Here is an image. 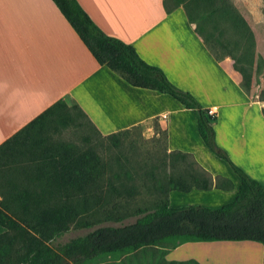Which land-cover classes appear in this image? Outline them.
Wrapping results in <instances>:
<instances>
[{
    "label": "crops",
    "instance_id": "crops-1",
    "mask_svg": "<svg viewBox=\"0 0 264 264\" xmlns=\"http://www.w3.org/2000/svg\"><path fill=\"white\" fill-rule=\"evenodd\" d=\"M75 1L104 34L133 47L142 61L215 115L216 144L264 185V146L258 144L264 138L263 109L240 88L226 60L209 51L183 8L167 13L162 0ZM57 100L78 106L102 137L155 121L165 132V154L179 152L213 181L231 185L227 190L170 191L169 208H218L235 197L237 177L205 149L191 110L168 95L131 87L99 66L51 0H0V143ZM185 167L177 162L174 172ZM151 248L164 262L264 264L263 246L247 240L171 241ZM136 259L126 263L143 264Z\"/></svg>",
    "mask_w": 264,
    "mask_h": 264
},
{
    "label": "trees",
    "instance_id": "trees-1",
    "mask_svg": "<svg viewBox=\"0 0 264 264\" xmlns=\"http://www.w3.org/2000/svg\"><path fill=\"white\" fill-rule=\"evenodd\" d=\"M196 1L211 3V0ZM51 2L99 66L131 87L168 95L184 109L191 110L203 146L228 167L239 184L235 197L218 208L198 205L169 208L170 191L227 190L231 185L220 178L213 181L193 167L192 162L187 163L185 155L164 151L160 163L164 176L152 182L155 198L148 207L135 211L133 222L101 226L52 246L98 202L103 221L121 223L129 215H120L125 204L116 200L133 195L131 189L122 187L118 181L120 170L106 176L107 165L87 138H84L85 148L53 139L62 129L81 127L78 119L91 126L78 106L57 100L0 143V227L4 229L0 234V264H88L96 258L130 255L171 241L247 240L264 248V185L236 166L216 144L215 115H208L191 94L172 85L160 69L142 61L133 47L104 34L75 0ZM162 6L167 13L177 7L186 12L183 0H162ZM222 15L233 29L244 26L229 9ZM189 22L193 24L190 17ZM232 69L239 74V86L246 93L245 70L238 65ZM126 131L104 137L95 133L115 145L117 136ZM177 162L186 165L179 174L174 172ZM154 264L196 263L156 261Z\"/></svg>",
    "mask_w": 264,
    "mask_h": 264
},
{
    "label": "rangeland",
    "instance_id": "rangeland-1",
    "mask_svg": "<svg viewBox=\"0 0 264 264\" xmlns=\"http://www.w3.org/2000/svg\"><path fill=\"white\" fill-rule=\"evenodd\" d=\"M183 4L206 47L215 58L219 61L226 60L224 63L231 68L238 65L245 70L248 77L246 93L261 105L264 112V0H211L209 5L196 0H183ZM225 9L233 12L243 21L244 26L233 29L222 15ZM235 74L240 80L239 74ZM78 120L82 123L81 127L62 129L53 139L85 148L87 144L84 138H87L90 146L107 165L106 176L120 170L118 181L122 187L131 189L133 195L130 198L118 199L116 203L125 204V210H121L120 215L129 216L121 223L105 222L99 212L98 202L91 206L88 214L77 219L69 231L53 242L52 246L82 236L101 226H118L133 222L135 211L148 207L155 198L152 182L163 177L165 172L163 165L160 166L165 151V140L155 121L137 125L123 132L117 136V143L113 145L111 141L99 137L85 121ZM260 143L264 146V138L258 142ZM151 174L154 178L150 177ZM114 184L118 187V182ZM152 249L144 248L131 255L114 257L116 261L119 260V264H127L129 258L136 257L143 259V264H154L159 260V253L153 252ZM111 257L96 258L88 264H113Z\"/></svg>",
    "mask_w": 264,
    "mask_h": 264
},
{
    "label": "built area",
    "instance_id": "built-area-1",
    "mask_svg": "<svg viewBox=\"0 0 264 264\" xmlns=\"http://www.w3.org/2000/svg\"><path fill=\"white\" fill-rule=\"evenodd\" d=\"M207 114H208V115H211L212 113H211L210 111H207Z\"/></svg>",
    "mask_w": 264,
    "mask_h": 264
}]
</instances>
